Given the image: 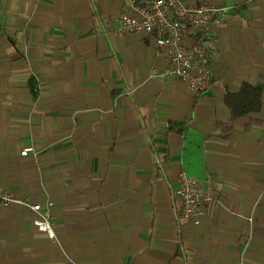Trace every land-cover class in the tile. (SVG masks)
I'll use <instances>...</instances> for the list:
<instances>
[{
  "label": "crops",
  "instance_id": "1",
  "mask_svg": "<svg viewBox=\"0 0 264 264\" xmlns=\"http://www.w3.org/2000/svg\"><path fill=\"white\" fill-rule=\"evenodd\" d=\"M189 1L234 8L200 98L161 76L153 35L116 34L130 0H0V188L56 231L0 205V264H264V95L234 120L225 103L264 88V0ZM181 172L210 197L199 224Z\"/></svg>",
  "mask_w": 264,
  "mask_h": 264
},
{
  "label": "built area",
  "instance_id": "2",
  "mask_svg": "<svg viewBox=\"0 0 264 264\" xmlns=\"http://www.w3.org/2000/svg\"><path fill=\"white\" fill-rule=\"evenodd\" d=\"M233 6L189 0H130L128 8L121 11L116 20L117 35L145 33L154 36L157 57L163 56L168 67L162 77L182 81L188 90L200 98L213 85L212 60L217 50L209 35L212 25L224 24L231 19ZM32 149L25 148L22 156ZM174 195L180 200L178 216L199 224L204 213L203 204L210 197L200 182L184 172L179 174ZM0 205L25 206L32 209L33 224L51 240L56 239L55 223L41 204L15 197L0 188Z\"/></svg>",
  "mask_w": 264,
  "mask_h": 264
},
{
  "label": "trees",
  "instance_id": "3",
  "mask_svg": "<svg viewBox=\"0 0 264 264\" xmlns=\"http://www.w3.org/2000/svg\"><path fill=\"white\" fill-rule=\"evenodd\" d=\"M33 91L35 94L36 88L34 86V83ZM263 95V87L259 85H252L249 83H243L238 90L228 92L225 96V103L230 109L232 119L234 120L235 118L251 114L252 112H258L262 107ZM184 121L185 123L189 122V120L186 119ZM248 124L247 128L253 126L255 123L252 121ZM170 130L174 129L170 128ZM180 131L182 130H179L177 132Z\"/></svg>",
  "mask_w": 264,
  "mask_h": 264
}]
</instances>
